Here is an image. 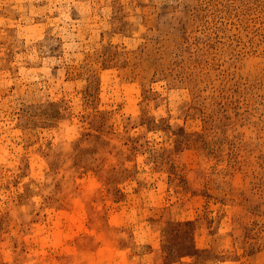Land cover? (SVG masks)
<instances>
[{"label": "rangeland", "instance_id": "obj_1", "mask_svg": "<svg viewBox=\"0 0 264 264\" xmlns=\"http://www.w3.org/2000/svg\"><path fill=\"white\" fill-rule=\"evenodd\" d=\"M0 264H264V0H0Z\"/></svg>", "mask_w": 264, "mask_h": 264}]
</instances>
